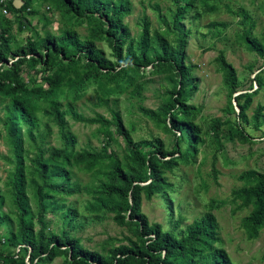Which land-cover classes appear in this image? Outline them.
<instances>
[{
  "label": "rangeland",
  "instance_id": "1",
  "mask_svg": "<svg viewBox=\"0 0 264 264\" xmlns=\"http://www.w3.org/2000/svg\"><path fill=\"white\" fill-rule=\"evenodd\" d=\"M8 1V0H7ZM5 1V3H7ZM25 0H9V9L0 3V29H7L8 45L4 48L6 61H11L20 51L45 35L58 36L65 31H73L79 40L86 39L88 27L85 22L76 23L69 15L55 10L45 0H27L28 7L21 9ZM118 3L119 0H112ZM129 13L121 20L126 25L128 38L134 40L146 29L161 34L169 45L175 42V34L170 32L168 17L174 9L173 0H126ZM242 9L247 19H242L237 10ZM186 31L182 46L183 63L190 66L194 87L184 92L182 99L191 111L189 121L197 129L195 152L184 160H178L172 171L165 173L169 187L155 193L150 199H141L140 210L149 222H157L169 229L180 217L175 230L189 224L194 218L209 211L215 218L217 242L232 264H264V226L256 237L248 238L240 220L250 207H239L230 191L243 186L238 175L245 171L264 172V126L252 127L250 117L253 108L260 104L264 111V57L248 50L241 33L249 31L251 37L264 44V0H193L180 20ZM165 27L169 32L163 33ZM152 45V42L150 41ZM94 45L104 57L114 60L105 41H95ZM221 55L235 71V91L232 96L250 93V101L244 110V119L236 117V100H231L233 111L227 109V92L222 84V72L217 57ZM6 62V63H7ZM84 60L69 69H58L57 79L50 72L37 71L39 65L30 68L23 64L19 78L27 87L40 85L47 87L45 77H51L56 84V102L63 114L64 124L59 128L50 115L45 101H37L32 109L36 126L30 136L20 126L21 162L24 174L23 192L29 207L25 219L30 221L34 232L40 226L38 210L29 182L30 159L41 154L48 156L53 150L65 145L64 136L72 138L66 144L69 153L85 150L87 159L81 163L64 165L69 171V180L64 192L54 195L59 205L75 210L74 216H64L62 209L46 208L42 214L44 232H67L77 237L79 243L89 250L105 253V250L130 237L127 228L116 225L111 214L104 211H90L92 192L103 178L114 159L122 160L124 136L113 125L87 123L73 120L70 110L84 117L96 114L110 120L112 111L117 112L122 130L132 143H138L141 152L152 149L150 142L156 138L165 150L187 151V136L184 133L162 127V115L155 116L157 108L168 96L170 89L169 72L157 71L153 67L142 68L129 81L125 78L117 83L104 84L110 92H102L93 80H85L81 88L72 96L68 82L83 73ZM76 74V75H75ZM263 77L261 85L255 78ZM103 81V80H102ZM104 82V81H103ZM241 102V98L237 100ZM8 99L0 97V264L5 256H24L15 235L17 211L12 203L10 175L16 168L13 145L3 122ZM143 110L149 111L145 113ZM174 111L179 112L176 108ZM181 114L178 113V116ZM218 121V141H215L210 126ZM166 121V120H165ZM238 128L249 138L241 142L229 130ZM64 135V136H63ZM177 155V154H174ZM123 162V161H122ZM41 264V263H38ZM63 264L62 257H54L49 263Z\"/></svg>",
  "mask_w": 264,
  "mask_h": 264
},
{
  "label": "trees",
  "instance_id": "2",
  "mask_svg": "<svg viewBox=\"0 0 264 264\" xmlns=\"http://www.w3.org/2000/svg\"><path fill=\"white\" fill-rule=\"evenodd\" d=\"M45 1L58 12L72 17L76 23L85 22L88 37L79 40L73 31H65L58 36L45 35L28 44L26 50L20 51L13 60L7 62L3 50L8 45L7 29H0V97L8 99L4 107L3 122L17 162L9 180L12 187V203L17 211L15 235L19 240V250L26 255V260L23 255L14 258V254L5 256L1 261L7 264H45L54 257H62L63 264H232L226 252L214 245L218 240L216 222L209 211L194 218L183 228L175 230L180 217L172 223L171 228L164 229L157 222H149L140 210L142 198L148 200L155 193L165 191L169 187L165 173L171 172L178 160H184L191 151L195 152L194 145L199 141L197 129L189 121V106H186L181 98L184 92L194 87L190 66L182 61L186 31L179 23L182 14L192 6L193 0H173L174 9L167 23L170 25H166L170 26V32L176 36L172 46L161 34L154 31L149 34L146 29H142L134 40L128 38L127 27L121 20L129 13L126 0H119L118 3L112 0ZM9 3V0L5 3L7 9ZM26 7L27 0L20 8ZM237 12L242 19L248 18L242 9L239 8ZM166 32H169V27H165L163 33ZM241 38L248 50L264 57V44L251 37L248 30L241 33ZM99 40L105 41L111 56L114 57L113 61L104 57L95 47L94 42ZM80 58L84 60L83 73L68 82L72 96H75L85 80H93L102 92H110L112 89L106 88L104 84L114 82V88L117 89L119 80L125 78L129 81L133 74L144 67L150 66L157 71L169 72L171 86L168 96L157 108L155 116L162 115L164 130L184 133L188 142L187 151L180 154L176 149L165 150L161 141L154 138L150 142L152 149L141 152L138 149L139 144L132 143L123 132L117 112L112 111L110 120H107L99 114L84 117L70 110L73 120L111 124L124 136L122 160L114 159L112 165L103 172V178L98 180L92 192L91 202L87 204L90 211L111 214V219L116 225L125 227L130 232V237H125L124 243L107 248L105 253L84 248L77 237L65 231H43L41 217L46 208L62 209L64 216L75 215L73 208L59 205L53 198L55 194L65 191V184L69 180V171L64 165L81 163L89 156V152L85 150L72 153L66 150V144L72 140L70 136L63 135L65 145L62 148L53 150L46 157L39 154L30 159L28 180L38 210V230L34 232L31 222L25 219L29 207L23 192L24 174L19 125H23L24 131L30 136L31 128L36 126L32 109L39 100L47 103L44 112L51 116L59 128L63 127L65 110L58 108L55 100L56 84L52 83L51 77L44 76L46 88L40 85L27 87L19 78L20 68L23 64L30 68L39 65L37 71L44 73L51 70L52 79L55 80L58 78V69H69ZM217 61L222 72V84L227 92V109L233 111L231 100H236L235 115L244 119V110L251 94L244 92L232 96L236 85L235 71L221 55L217 57ZM263 77L255 78L258 85H261ZM240 98L241 102H238ZM175 108L179 112L174 111ZM143 111L149 113L147 110ZM178 113L181 115L178 116ZM250 122L252 127L264 126L262 105L257 104L253 108ZM218 125L216 120L210 126L215 141H218ZM229 130L239 141L249 140L238 128L237 122L235 127L230 125ZM238 179L243 182V186L231 190L230 194L233 200L239 202V207H250L249 212L241 218L240 224L246 236L254 238L264 226V172H241Z\"/></svg>",
  "mask_w": 264,
  "mask_h": 264
},
{
  "label": "built area",
  "instance_id": "3",
  "mask_svg": "<svg viewBox=\"0 0 264 264\" xmlns=\"http://www.w3.org/2000/svg\"><path fill=\"white\" fill-rule=\"evenodd\" d=\"M5 1L7 0H0V3L2 4L3 8H2V11L5 12V9H4V4H5Z\"/></svg>",
  "mask_w": 264,
  "mask_h": 264
}]
</instances>
